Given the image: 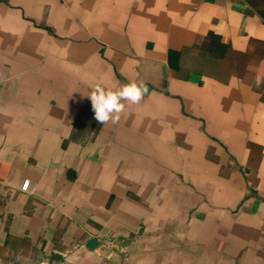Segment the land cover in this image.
Instances as JSON below:
<instances>
[{
  "label": "crops",
  "instance_id": "0c3cea01",
  "mask_svg": "<svg viewBox=\"0 0 264 264\" xmlns=\"http://www.w3.org/2000/svg\"><path fill=\"white\" fill-rule=\"evenodd\" d=\"M0 264H264V0H0Z\"/></svg>",
  "mask_w": 264,
  "mask_h": 264
},
{
  "label": "clouds",
  "instance_id": "9594fccd",
  "mask_svg": "<svg viewBox=\"0 0 264 264\" xmlns=\"http://www.w3.org/2000/svg\"><path fill=\"white\" fill-rule=\"evenodd\" d=\"M147 93L148 87L144 82L132 80L116 90L97 84L87 97L91 102L94 118L99 124L109 121L115 124L119 122L120 113L125 109V102L138 104Z\"/></svg>",
  "mask_w": 264,
  "mask_h": 264
},
{
  "label": "water",
  "instance_id": "95a60500",
  "mask_svg": "<svg viewBox=\"0 0 264 264\" xmlns=\"http://www.w3.org/2000/svg\"><path fill=\"white\" fill-rule=\"evenodd\" d=\"M98 244V240L96 239V238H91V239H89L88 240V242L86 243V246L88 247V248H93V247H95L96 245Z\"/></svg>",
  "mask_w": 264,
  "mask_h": 264
},
{
  "label": "built area",
  "instance_id": "2783aa9c",
  "mask_svg": "<svg viewBox=\"0 0 264 264\" xmlns=\"http://www.w3.org/2000/svg\"><path fill=\"white\" fill-rule=\"evenodd\" d=\"M28 184H29V181H28V180L24 181V183H23L22 186H21V189L26 190Z\"/></svg>",
  "mask_w": 264,
  "mask_h": 264
}]
</instances>
